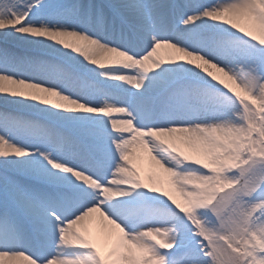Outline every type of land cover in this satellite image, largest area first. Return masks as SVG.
Listing matches in <instances>:
<instances>
[{"label":"snow or ice","instance_id":"obj_1","mask_svg":"<svg viewBox=\"0 0 264 264\" xmlns=\"http://www.w3.org/2000/svg\"><path fill=\"white\" fill-rule=\"evenodd\" d=\"M0 264H264V0H0Z\"/></svg>","mask_w":264,"mask_h":264}]
</instances>
